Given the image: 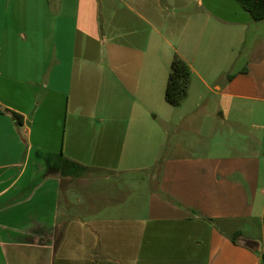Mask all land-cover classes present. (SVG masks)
<instances>
[{
	"label": "crops",
	"instance_id": "1",
	"mask_svg": "<svg viewBox=\"0 0 264 264\" xmlns=\"http://www.w3.org/2000/svg\"><path fill=\"white\" fill-rule=\"evenodd\" d=\"M82 2L0 0V107L21 116L0 113V264H264V51L243 53L250 21L196 10L163 60L136 43L128 54L140 57L118 43L106 60L100 14L94 34L82 29ZM82 31L97 58L79 55ZM175 55L191 69L179 106L165 99ZM155 131L176 142L155 192L116 199L59 172L54 186L24 190L32 142H63L64 162L116 173L124 142L145 148Z\"/></svg>",
	"mask_w": 264,
	"mask_h": 264
},
{
	"label": "rangeland",
	"instance_id": "2",
	"mask_svg": "<svg viewBox=\"0 0 264 264\" xmlns=\"http://www.w3.org/2000/svg\"><path fill=\"white\" fill-rule=\"evenodd\" d=\"M101 1L83 0L80 21L82 29L90 28L94 34L96 19L100 14V25H103L106 39L111 37L110 32L114 35L122 34L121 38L113 39V42L105 39L104 46L99 47V50L102 48L104 54L102 57L106 60L113 59L115 44L118 43L124 46L121 52L126 57H140L139 53L128 54V45L136 43L141 48L146 46L158 50L163 60L167 44L175 45L176 33L181 31L194 11L201 9L211 12L225 21H250L243 44V53L248 54L254 49L264 51V20L255 21L236 0H104L103 6ZM134 31L136 34L130 35ZM98 45L95 39L87 38L84 31L79 34L78 53L80 56L82 54L89 59L97 58L99 55ZM84 49L85 52H83ZM245 59L244 56L241 57L237 68L242 66ZM25 89L27 90V88ZM43 101V96L39 100L33 101L30 116L42 109ZM163 102L167 108H171L165 101ZM38 103L41 104L40 107ZM160 119L162 116L159 115L155 122L158 127H160ZM62 133L63 128L60 129V134L62 135ZM158 133V131L153 132L152 142H146L145 148L138 142H124V158L119 165L111 166L121 170L116 173L98 171L90 166H82L75 162H64L63 142H51L50 146L46 145L42 149L36 146L39 142H32L34 147L29 153L28 171L22 179V182L25 183L24 190L30 192L39 183L41 190L54 186L57 182L56 172H59L63 176L65 173H70L76 177H84L86 178L84 186L87 192L98 190L116 199L133 200V198H138L139 193L144 190L146 194L151 191L155 192L159 185L162 157L168 153L169 145L176 143L159 142ZM224 149L222 145L214 153L210 152L209 154L223 156L225 155ZM135 155L146 156L150 161L136 162ZM39 159H41L40 162H38ZM93 160L95 161V158ZM139 165H146L148 168L142 171L124 172L125 169L135 168ZM137 215L143 217L145 213L141 211L137 212Z\"/></svg>",
	"mask_w": 264,
	"mask_h": 264
},
{
	"label": "trees",
	"instance_id": "3",
	"mask_svg": "<svg viewBox=\"0 0 264 264\" xmlns=\"http://www.w3.org/2000/svg\"><path fill=\"white\" fill-rule=\"evenodd\" d=\"M238 4L247 11L255 21L264 20V0H236ZM191 69L178 56L175 55L170 68L168 82L165 91V99L171 106H179L183 99L187 96ZM232 77V76H231ZM6 112L10 114L19 125H21V116L10 110H2L0 113ZM236 241V236H233ZM264 262V254H263Z\"/></svg>",
	"mask_w": 264,
	"mask_h": 264
}]
</instances>
